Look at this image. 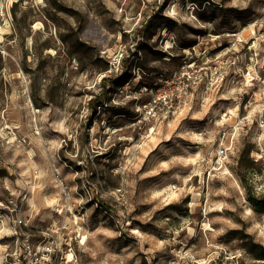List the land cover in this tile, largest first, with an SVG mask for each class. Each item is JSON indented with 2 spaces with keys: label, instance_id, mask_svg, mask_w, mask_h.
Wrapping results in <instances>:
<instances>
[{
  "label": "rangeland",
  "instance_id": "rangeland-1",
  "mask_svg": "<svg viewBox=\"0 0 264 264\" xmlns=\"http://www.w3.org/2000/svg\"><path fill=\"white\" fill-rule=\"evenodd\" d=\"M16 208L71 264H264V0H0V264Z\"/></svg>",
  "mask_w": 264,
  "mask_h": 264
},
{
  "label": "built area",
  "instance_id": "built-area-1",
  "mask_svg": "<svg viewBox=\"0 0 264 264\" xmlns=\"http://www.w3.org/2000/svg\"><path fill=\"white\" fill-rule=\"evenodd\" d=\"M174 91L164 87L159 90L157 104L163 105L172 98ZM153 106V110H154ZM226 154L224 149L219 151L218 157ZM12 213L16 229V249L8 254L7 264H71L74 260L75 245H84L85 230L83 224H77L71 232L70 224L52 226L50 230L35 229L30 225V220L22 216L21 209H13ZM66 231V232H65ZM71 254V260L67 255Z\"/></svg>",
  "mask_w": 264,
  "mask_h": 264
},
{
  "label": "bare ground",
  "instance_id": "bare-ground-1",
  "mask_svg": "<svg viewBox=\"0 0 264 264\" xmlns=\"http://www.w3.org/2000/svg\"><path fill=\"white\" fill-rule=\"evenodd\" d=\"M49 202H50V201L47 200V203H48V204H50ZM205 225H206V224H205ZM209 230H212V228H210ZM87 239H88L87 237L84 238V242H85V244H86V242H87ZM71 258H72V255H71V254H68V255H67V259H68V260H71Z\"/></svg>",
  "mask_w": 264,
  "mask_h": 264
}]
</instances>
